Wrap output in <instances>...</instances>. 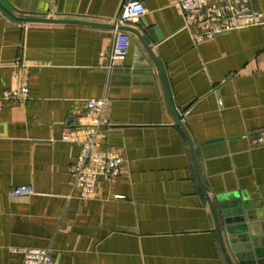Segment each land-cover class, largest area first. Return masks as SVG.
Segmentation results:
<instances>
[{"label": "crops", "instance_id": "crops-1", "mask_svg": "<svg viewBox=\"0 0 264 264\" xmlns=\"http://www.w3.org/2000/svg\"><path fill=\"white\" fill-rule=\"evenodd\" d=\"M125 0H0V96L25 77L27 99H0V264H22L14 248H48L52 264H228L195 176L186 137L157 68L134 33L125 59L108 68L113 18ZM131 25L158 61L175 116L191 139L201 183L237 202L233 225L254 264L264 255V23L197 39L203 30L176 0H138ZM209 6L216 5L214 2ZM264 11V0H252ZM147 30H151L156 41ZM19 59L26 66L13 68ZM106 99L100 146L121 151L118 177L98 178L81 199L70 168L78 147L63 127L87 122V102ZM183 116V117H181ZM29 185L34 193L12 197ZM241 240V242H240ZM264 262V256L260 258Z\"/></svg>", "mask_w": 264, "mask_h": 264}, {"label": "built area", "instance_id": "built-area-1", "mask_svg": "<svg viewBox=\"0 0 264 264\" xmlns=\"http://www.w3.org/2000/svg\"><path fill=\"white\" fill-rule=\"evenodd\" d=\"M252 0H176L177 6L186 16H196L202 21L203 30L196 35L197 39L210 37L215 33L229 32L240 26L255 25L264 22V12H254L250 8ZM214 2L216 5L209 6ZM145 12L143 4L137 1L125 0L120 10L112 20L111 47L108 68H116L125 59L130 36L119 30L121 26H131ZM26 65L17 59L13 68L22 70ZM15 86L3 92L2 100L23 102L27 99L28 86L25 77L13 73ZM106 99H91L87 102L86 123L75 127H63L60 141L75 144L78 155L75 165L70 170L71 184L78 189L79 197L84 200L94 198L95 182L98 178L112 180L119 176L124 162L121 151H108L100 146L101 129L106 124L103 120V110ZM183 117V116H181ZM252 142L264 145V132L254 135ZM29 185L14 187L10 196L19 197L33 194ZM13 252L22 255V264H52L48 248H14Z\"/></svg>", "mask_w": 264, "mask_h": 264}, {"label": "water", "instance_id": "water-1", "mask_svg": "<svg viewBox=\"0 0 264 264\" xmlns=\"http://www.w3.org/2000/svg\"><path fill=\"white\" fill-rule=\"evenodd\" d=\"M132 1H138V0H132ZM0 9L3 10L7 15H9L10 18H12L14 20H17V21H23V22H60V23L61 22H73V21H68V20H53V19H45V20H43V19L17 18L14 15H12L10 12L5 10V8H3V6H1V4H0ZM106 27H109L111 29L114 28V26L112 24L111 25H106ZM119 30L127 31V32H130V33H134L137 36V38L143 43V45H144L145 49L147 50L150 58L153 60L155 66L157 68V72H158V75H159L160 83H161L162 89L164 91V94L166 96V100L168 102L169 109H170L171 113L173 114L178 127L182 130V132H183L184 136L186 137L187 142L189 144V148H190L191 155H192V160H193V165H194V170H195L196 181H197V184H198L202 194L204 195V197H205V199H206V201L208 203V206L210 208V211H211V214H212V217H213V220H214L216 235H217V238H218V242H219L222 254H223V256H224V258H225V260H226V262L228 264H234L232 262L230 256H229L227 248L225 246V239H224V236L222 235V232H221V229H220V224H219V220H218V216H217V212L215 210V207H214L210 197L208 196L207 192L205 191V189L202 186L191 139L189 138L188 134L186 133L183 125L180 123V120L175 116V113L172 110L171 104L169 102L168 95H167V89H166V86H165V83H164V80H163V76H162V73H161V69H160L159 63L155 59L149 44L141 36V34L138 31L133 29L131 26H121L119 28ZM147 31L150 34V36L152 37V40L155 42L156 39L153 36L151 30L150 31L147 30ZM215 197H216V200L218 202V207L221 210V215H222V218H223V222L226 225L225 233H226V240H227V243H228V246H229V250L232 252L233 257L237 261V264H254V262L251 260V258L249 256V253L244 254V252L241 251V246H239L238 240L236 238L237 235L240 236V234H242V233L237 234L236 232H241L243 230V226H240L239 228H237V229H239V231H235L236 228L233 225L236 222L245 221L244 216H242V209L233 207L234 205L237 204V202H227V198H230L229 196H225L223 194H217ZM240 242H241V240H240ZM262 252H263V249H257L256 252H255V256L259 260L258 264H264V262L262 260H260V258H262L264 256V255H262Z\"/></svg>", "mask_w": 264, "mask_h": 264}, {"label": "rangeland", "instance_id": "rangeland-1", "mask_svg": "<svg viewBox=\"0 0 264 264\" xmlns=\"http://www.w3.org/2000/svg\"><path fill=\"white\" fill-rule=\"evenodd\" d=\"M254 12H264V11H254ZM263 23H264V22H263ZM260 24H262V22H261ZM255 25H258V24H255ZM249 26H254V25L240 26V27L235 28L234 30H238V29L246 28V27H249ZM231 31H233V30H231Z\"/></svg>", "mask_w": 264, "mask_h": 264}]
</instances>
